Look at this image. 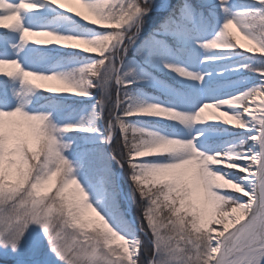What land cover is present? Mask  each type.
<instances>
[{
	"label": "snow or ice",
	"instance_id": "1",
	"mask_svg": "<svg viewBox=\"0 0 264 264\" xmlns=\"http://www.w3.org/2000/svg\"><path fill=\"white\" fill-rule=\"evenodd\" d=\"M0 264H264V0H0Z\"/></svg>",
	"mask_w": 264,
	"mask_h": 264
},
{
	"label": "rangeland",
	"instance_id": "2",
	"mask_svg": "<svg viewBox=\"0 0 264 264\" xmlns=\"http://www.w3.org/2000/svg\"><path fill=\"white\" fill-rule=\"evenodd\" d=\"M85 102H88V101H85ZM76 103H79V101H76ZM90 215H91V213H90Z\"/></svg>",
	"mask_w": 264,
	"mask_h": 264
}]
</instances>
